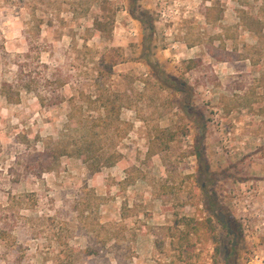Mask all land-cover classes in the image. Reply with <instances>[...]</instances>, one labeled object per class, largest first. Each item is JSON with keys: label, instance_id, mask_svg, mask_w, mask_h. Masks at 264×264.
Instances as JSON below:
<instances>
[{"label": "rangeland", "instance_id": "1", "mask_svg": "<svg viewBox=\"0 0 264 264\" xmlns=\"http://www.w3.org/2000/svg\"><path fill=\"white\" fill-rule=\"evenodd\" d=\"M25 57L47 106L1 93ZM89 123L113 165L49 157ZM205 195L225 223L186 242ZM0 264H264V0H0Z\"/></svg>", "mask_w": 264, "mask_h": 264}, {"label": "trees", "instance_id": "2", "mask_svg": "<svg viewBox=\"0 0 264 264\" xmlns=\"http://www.w3.org/2000/svg\"><path fill=\"white\" fill-rule=\"evenodd\" d=\"M141 21V23H143L145 26L148 27V32L150 33L152 30V23L151 22H147L144 19H142L141 17L138 18ZM92 30H94V32H98L100 34H104V36L106 38H110L111 37V33H112V28L111 27H105V25L98 19H94L93 23H92ZM91 30L89 28L85 29V33L88 34ZM147 36V35H146ZM146 40L147 37L144 38L142 44H143V48H142V52H141V60H143L144 62H146L149 67L151 68L152 72L150 73V76L148 77V79H142L143 83L146 84V82L150 79L154 80V82L156 84H160V85H164V83L169 82L168 79V75L165 73V71L160 67L158 60L153 56V54H151L149 52V49L146 45ZM71 45V44H70ZM72 44L71 48L74 47ZM82 47L87 50L88 52H91L92 49L90 47L87 46L86 43L82 44ZM113 51V50H112ZM104 55V59L106 60V58H110L108 59L106 65L104 66L106 71L111 74L113 67L122 62V58L119 59V57H109V52L107 49H105V51L103 52ZM24 56H28V53H26ZM118 56V55H117ZM40 59H36V61H38ZM16 73H15V80L14 82H6L4 81L1 84V93L5 96L6 99L8 100H18L19 98V89L20 88H26V89H32L35 90L36 92V97L38 99V102L41 106H47L51 103V101H53V97L51 95H45L44 93L42 94L40 90L36 91V80L34 79L33 74L31 73V69L29 68L30 64L28 63V59L25 57L24 59H19L16 63ZM45 66V65H42ZM59 69V68H58ZM13 98V99H12ZM103 114H104V110L106 109L107 114H106V118L108 119V115L109 114V110H107V107H103ZM119 107H116V111H115V117H116V121H118L119 119ZM110 123L105 122L102 125V130L103 133H108L109 130V125ZM95 125H92L91 123L89 124H85L83 125L80 129L85 130L87 137L81 139V141H75V142H70L68 144L63 145L61 148H64V150L60 149L58 150V146L56 145V147H47L48 148V152H49V157H51L52 159L56 160L58 159V157L63 156V155H67V156H80L82 158V162L87 166V168L91 171H98L101 167L104 166H111L113 165L118 158L120 157L119 153H112V154H108V155H104V154H97L94 149H93V145H94V141L93 138L96 136L95 134ZM71 129V128H70ZM78 129V131L80 130ZM72 131H76L75 133H77V128L71 129ZM169 140H172V137L169 138ZM66 148H70L69 150H67ZM43 151H45L44 153L47 156L46 153V148H43ZM187 177H190V175H186ZM207 199L206 203H207V207L205 208V210L202 212V215H196V216H192V217H184V223L186 225V229L185 231L182 233L181 238L183 240H185L186 242H190V235L192 234L194 236V238L200 239L203 238L205 241L211 242L213 244H215L217 242L218 239V232H217V226H216V222H220L219 220H217V214L222 211V206H220L214 195L208 196L205 195ZM228 233H230V229L228 231ZM227 233V234H228ZM233 235L235 234V231L232 233ZM59 245L61 248H68V243L67 241H63L60 239L59 237ZM215 249H217V247H215ZM64 251L61 250L60 253H58V255H56L54 261L55 262H59V256L61 253H63ZM226 259V258H224Z\"/></svg>", "mask_w": 264, "mask_h": 264}, {"label": "flooded vegetation", "instance_id": "3", "mask_svg": "<svg viewBox=\"0 0 264 264\" xmlns=\"http://www.w3.org/2000/svg\"><path fill=\"white\" fill-rule=\"evenodd\" d=\"M220 214H222V213H220ZM220 214H219V221H220L219 223L223 224V223H225V220H224L225 217H223V219H221ZM228 231H229V230H228ZM234 235H235V234H234ZM234 235H233V236H234ZM234 245H235V244H234V241H232V242H231V247H234ZM228 257H229V252H226V253L224 254V258L227 259Z\"/></svg>", "mask_w": 264, "mask_h": 264}, {"label": "water", "instance_id": "4", "mask_svg": "<svg viewBox=\"0 0 264 264\" xmlns=\"http://www.w3.org/2000/svg\"><path fill=\"white\" fill-rule=\"evenodd\" d=\"M221 219H223V214H220Z\"/></svg>", "mask_w": 264, "mask_h": 264}]
</instances>
